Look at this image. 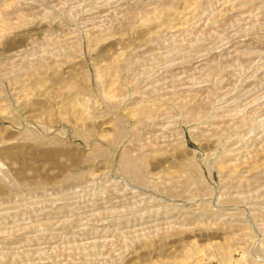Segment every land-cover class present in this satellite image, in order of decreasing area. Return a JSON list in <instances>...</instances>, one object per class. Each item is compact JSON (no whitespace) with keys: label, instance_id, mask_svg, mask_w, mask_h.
Instances as JSON below:
<instances>
[{"label":"rangeland","instance_id":"rangeland-1","mask_svg":"<svg viewBox=\"0 0 264 264\" xmlns=\"http://www.w3.org/2000/svg\"><path fill=\"white\" fill-rule=\"evenodd\" d=\"M263 203L264 0H0V264H264Z\"/></svg>","mask_w":264,"mask_h":264},{"label":"bare ground","instance_id":"bare-ground-1","mask_svg":"<svg viewBox=\"0 0 264 264\" xmlns=\"http://www.w3.org/2000/svg\"><path fill=\"white\" fill-rule=\"evenodd\" d=\"M16 2H17V1H16ZM163 13H164V12H163ZM157 16H159V15H157ZM150 20H151V19H150ZM153 21H154V20H153ZM161 21H163V20H161ZM147 23H148V22H147ZM98 28H99V27H98ZM169 33H170V32H169ZM92 35H93V34H92ZM238 41H239V40H238ZM197 42H198V41H197ZM214 48H215V47H214ZM238 99H239V98H238ZM26 100H27V99H26ZM71 100H72V98H71ZM75 102H77V101H75ZM179 106H180V105H179ZM131 113L133 114V116H136L135 112L132 111ZM134 114H135V115H134ZM144 115H145V114H144ZM155 115H156V114H155ZM140 117H141V116H140ZM140 117H139V118H140ZM146 117H148V116H146ZM146 117H145V118H146ZM141 120H142V119H141ZM138 121H139V120H138ZM136 122H137V121H136ZM145 123H146V122H145ZM169 126H170V125H169ZM134 161H135V160H134ZM134 163H135V162H134ZM133 170H134V171H137V170H135V169H133ZM137 172H138V171H137ZM247 172H248V171H247ZM229 173H230V172H229ZM139 175H140V174H139ZM263 204H264V203H263ZM169 205H170V206H174V208H178L177 206L174 205V203H169ZM169 205H168V206H169ZM179 206H180V205H179ZM263 208H264V207H263ZM129 209H130V208H129ZM160 212H161V211H160ZM177 220H178V219H177Z\"/></svg>","mask_w":264,"mask_h":264}]
</instances>
